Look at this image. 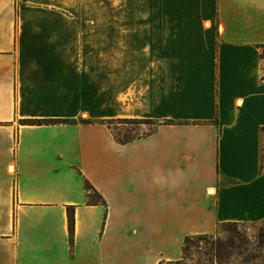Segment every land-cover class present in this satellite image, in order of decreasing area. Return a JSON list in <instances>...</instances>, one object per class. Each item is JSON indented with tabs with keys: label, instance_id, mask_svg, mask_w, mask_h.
Listing matches in <instances>:
<instances>
[{
	"label": "crops",
	"instance_id": "0c3cea01",
	"mask_svg": "<svg viewBox=\"0 0 264 264\" xmlns=\"http://www.w3.org/2000/svg\"><path fill=\"white\" fill-rule=\"evenodd\" d=\"M69 5L0 0V264H159L263 221L264 0H126L108 56ZM131 118L156 130L100 123Z\"/></svg>",
	"mask_w": 264,
	"mask_h": 264
},
{
	"label": "rangeland",
	"instance_id": "374dc122",
	"mask_svg": "<svg viewBox=\"0 0 264 264\" xmlns=\"http://www.w3.org/2000/svg\"><path fill=\"white\" fill-rule=\"evenodd\" d=\"M18 1L19 0H14L16 12H19ZM69 9L71 12L101 13V21L98 23L102 26V32L100 33L102 38L101 46L103 47L102 53L103 56H108L109 29L111 23L110 15L112 13L125 12L126 0H73V5H69ZM128 9H130V11H135V8L132 9L131 6H129ZM146 119L152 120L150 118H141L137 122L117 121L111 125V132L119 138L146 136L154 132L158 124L155 120L146 121ZM262 144V159L264 160V138ZM92 197L93 201H98L99 199L94 193H92ZM221 225L222 224H219L214 233L208 234L214 236L215 243H217V240L225 244L229 240L232 241L233 246L223 252L220 264H264V220L259 222H242L220 227ZM200 246L202 248L207 247L208 249H205L206 252L212 254L208 257L211 259L210 264H219V257L214 255L216 254L214 246L212 247L211 244L208 245L206 243H201ZM196 250L198 249H193V251Z\"/></svg>",
	"mask_w": 264,
	"mask_h": 264
},
{
	"label": "trees",
	"instance_id": "16d2710c",
	"mask_svg": "<svg viewBox=\"0 0 264 264\" xmlns=\"http://www.w3.org/2000/svg\"><path fill=\"white\" fill-rule=\"evenodd\" d=\"M264 51L262 52V58H263ZM263 80H264V75H263ZM130 121V122H137L139 119H112V120H104L101 121L100 123L105 124L108 126V128L112 131L111 125L117 121ZM146 121H152L146 119ZM68 122V121H64ZM71 123V122H70ZM82 123H88L86 120H82ZM151 132L150 134H152ZM263 137H264V129H262ZM147 134V135H150ZM114 138L116 141L120 143H129L137 138L140 137H126V138H119L115 134H113ZM85 189L87 192V202L89 204L94 203L92 193L97 194L96 190L93 188V186L89 183L88 180L85 181ZM68 221H69V231H70V238L72 242L73 238V231H74V212L73 209L69 210L68 213ZM232 224H237V223H223L220 227H223L225 225H232ZM201 243H206V244H211V246L215 248L216 254H214L216 257H219V264L220 260L222 258L223 252L226 251V249L231 248L233 246L232 241L229 240L227 243H222L221 241L217 240V243L214 241V236L213 235H208V234H198V235H191L187 236L184 239L183 246H182V257L179 260L175 261H162L160 264H210L211 259L208 257L211 256L212 254L209 252H206L208 249L207 247L202 248L200 246ZM196 248L198 250L193 251V249ZM206 249V250H205Z\"/></svg>",
	"mask_w": 264,
	"mask_h": 264
}]
</instances>
